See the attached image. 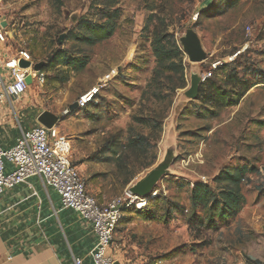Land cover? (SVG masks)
Wrapping results in <instances>:
<instances>
[{
  "label": "rangeland",
  "instance_id": "1",
  "mask_svg": "<svg viewBox=\"0 0 264 264\" xmlns=\"http://www.w3.org/2000/svg\"><path fill=\"white\" fill-rule=\"evenodd\" d=\"M108 7L118 11L113 36L93 45L79 40L83 21H103ZM0 25L2 60L26 61L30 74L46 63L43 84L31 75L23 97L30 111L59 116L74 164L81 153L97 159L109 197L125 195L169 147L175 151L156 196L144 197L142 209L128 208L116 230L124 264H264V0H0ZM190 28L207 53L202 62L184 51L181 37ZM157 37L181 47L187 85L144 96ZM235 73L243 80L230 79ZM193 74L201 84L229 78L243 95L222 106L214 84L190 99ZM89 90L95 101L71 111ZM150 117L160 121L155 128L147 126ZM131 140L136 149L128 147ZM230 167L247 170L242 211L228 226L191 228L182 212L190 211L194 184L217 189L215 177Z\"/></svg>",
  "mask_w": 264,
  "mask_h": 264
},
{
  "label": "crops",
  "instance_id": "2",
  "mask_svg": "<svg viewBox=\"0 0 264 264\" xmlns=\"http://www.w3.org/2000/svg\"><path fill=\"white\" fill-rule=\"evenodd\" d=\"M11 59L0 58V71L8 82L5 63ZM24 96L9 97L0 105V145L5 149L15 144L23 130L39 124L40 114L30 111L31 102ZM60 127L56 125L58 130ZM73 157L89 192L99 202H107L111 197L105 190L107 178L100 175L105 171L99 161L82 153ZM5 169L11 172L14 166L6 162ZM95 245L92 223L72 209H62L58 191L40 177L0 194V264H70L74 256L92 264L90 254ZM119 247L113 243L111 253L124 264Z\"/></svg>",
  "mask_w": 264,
  "mask_h": 264
},
{
  "label": "built area",
  "instance_id": "3",
  "mask_svg": "<svg viewBox=\"0 0 264 264\" xmlns=\"http://www.w3.org/2000/svg\"><path fill=\"white\" fill-rule=\"evenodd\" d=\"M5 34L0 25V43L5 42ZM5 67L10 76L8 82L0 71V105L9 97L24 95L30 87L27 82L30 72L20 66L18 59L6 62ZM34 72L38 82L43 84L44 73ZM94 101L95 90H89L77 101V108H85ZM6 162L14 166L13 171L6 172ZM34 176L58 191L62 209H72L92 223L96 235V245L90 254L92 264H117L111 253L116 230L128 208L146 206L145 198L127 191L105 203L99 202L89 192L86 180L72 160L70 139L60 134L56 126L48 128L40 123L23 130L12 147L5 149L0 145V194L6 188L28 183ZM151 195L156 196L155 192ZM70 264L85 262L82 257L74 256Z\"/></svg>",
  "mask_w": 264,
  "mask_h": 264
},
{
  "label": "trees",
  "instance_id": "4",
  "mask_svg": "<svg viewBox=\"0 0 264 264\" xmlns=\"http://www.w3.org/2000/svg\"><path fill=\"white\" fill-rule=\"evenodd\" d=\"M107 9L108 15L105 16L103 21H83L81 25L85 29L84 33L80 35L76 33L79 40L93 45L113 36L117 28L115 16L118 11H112L111 7ZM153 51L156 58V67L154 68L151 82H149L147 90L143 95L146 96L151 90V94L149 95L155 96L156 89L161 90L165 87L171 91L185 88L187 81L181 47L171 40L170 37H157L153 41ZM71 63V61H68L66 65H71ZM45 64L44 62V66ZM235 74L230 79L236 81V83L243 80L242 76L237 73ZM230 79L218 78L216 76L207 78L201 84L199 90L202 92L206 87L215 84L217 88V100H219L221 105H236L243 93L236 91L235 85H232L228 81ZM157 119V117H150V123H147V126L155 128L160 122ZM134 144V141L131 140L128 147L136 149ZM246 173L245 167H230L223 170L214 180L215 183L221 185L217 189L212 188L208 183L199 182L194 184V187L190 191V211L188 214H185L184 210L182 212V215L187 217V222L191 228L201 231L203 229H219L222 226H228L245 205L242 180Z\"/></svg>",
  "mask_w": 264,
  "mask_h": 264
},
{
  "label": "water",
  "instance_id": "5",
  "mask_svg": "<svg viewBox=\"0 0 264 264\" xmlns=\"http://www.w3.org/2000/svg\"><path fill=\"white\" fill-rule=\"evenodd\" d=\"M181 42L184 48V51L187 53L189 60L191 62H202L207 58V53L203 48L201 40L196 33V31L192 28L188 29L186 34L181 37ZM59 43H63V36L59 38ZM20 64V63H19ZM21 67H25V64L22 63ZM44 66V62L37 63L34 66L35 71H40ZM202 78L193 74L191 78V85L185 91V95L190 99H196L199 94V88L201 84ZM27 82L31 84L32 79L29 75L27 77ZM77 108V103H74L70 106V110L73 111ZM59 116L50 112L44 111L38 117V122L48 128H53L59 122ZM175 151L172 147H169L166 150L164 158L151 170H149L144 177L138 180L136 183L131 185L128 189L133 195L139 197H148L150 196L155 186L160 182V180L171 173V165L175 159ZM119 264V262H117Z\"/></svg>",
  "mask_w": 264,
  "mask_h": 264
},
{
  "label": "bare ground",
  "instance_id": "6",
  "mask_svg": "<svg viewBox=\"0 0 264 264\" xmlns=\"http://www.w3.org/2000/svg\"><path fill=\"white\" fill-rule=\"evenodd\" d=\"M22 63H24L25 64V68L27 69L28 67H29V63H27L26 61H21L20 62V65H22ZM30 75V74H29ZM36 75V73L34 72V75L33 76H35ZM31 76V75H30ZM33 78L34 77H31V79L33 80Z\"/></svg>",
  "mask_w": 264,
  "mask_h": 264
}]
</instances>
